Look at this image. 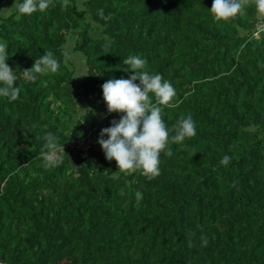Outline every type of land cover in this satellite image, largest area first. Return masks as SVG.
<instances>
[{"label":"trees","instance_id":"trees-1","mask_svg":"<svg viewBox=\"0 0 264 264\" xmlns=\"http://www.w3.org/2000/svg\"><path fill=\"white\" fill-rule=\"evenodd\" d=\"M54 3L31 16L14 6L0 14L21 90L13 102L0 97V264H264V17L250 7L217 24L213 0ZM45 52L58 72L27 80L23 71ZM71 54L84 65L79 77ZM130 55L174 86L175 106L162 113L169 130L181 116L196 122L195 137L160 155L151 181L117 172L94 132L97 113L104 128L123 115L107 112L102 84L133 74L122 63ZM84 100L95 102L91 120L79 116ZM49 132L65 153L45 168Z\"/></svg>","mask_w":264,"mask_h":264},{"label":"clouds","instance_id":"clouds-1","mask_svg":"<svg viewBox=\"0 0 264 264\" xmlns=\"http://www.w3.org/2000/svg\"><path fill=\"white\" fill-rule=\"evenodd\" d=\"M69 0H62V6H67ZM16 7L20 16H31L36 12H44L54 7V0H22ZM253 7L258 16L264 17V0H213L210 13L215 23L230 22L244 14L247 8ZM97 15L104 21L112 19L111 14L105 15L104 10H98ZM108 45L105 44V48ZM68 56L67 51L62 53ZM9 58L6 43H0V97L13 102L19 98L20 88L14 86L18 79L16 72L9 67ZM122 63L126 65L125 72L133 73L128 79H108L102 84L103 100L107 112L122 113L117 120L111 121V126L103 128L98 143L108 161L115 160L119 173L131 176L139 172L148 181L160 175V155H173L170 144H182L197 134L196 122L191 116H181L169 130L162 113L165 108L174 107L176 90L170 81L165 80L159 73H150L147 70V60L139 55L128 56ZM60 68V61L52 52L35 59L31 69L23 71L24 77L35 82L40 75L56 73ZM139 81V84L136 83ZM154 97V100H153ZM90 111L92 109L89 108ZM170 131L174 134L170 135ZM107 137L105 139L104 137ZM43 139L42 157L45 168L57 167L62 163L61 152L65 153L64 145H60L58 137L47 133ZM231 157L224 155L220 165L227 167ZM107 170H105L106 172ZM108 172V171H107ZM121 195H124L121 190ZM136 193V198H141ZM201 246L208 245L207 236L201 235ZM191 234L189 247H192Z\"/></svg>","mask_w":264,"mask_h":264},{"label":"rangeland","instance_id":"rangeland-1","mask_svg":"<svg viewBox=\"0 0 264 264\" xmlns=\"http://www.w3.org/2000/svg\"><path fill=\"white\" fill-rule=\"evenodd\" d=\"M13 5H8L7 4V5H4V6H1L0 7V14L8 15L10 13L11 8L13 7ZM12 10H13V8H12ZM90 33L92 35H97V34H99V31H97L96 29L93 28L90 31ZM74 43H75V39L73 37H70L69 38V44L67 45V48L72 49L73 46H74ZM69 59L71 60V62H73L72 64H73L74 68L76 70H78L76 77H79L80 75H82L83 66H84L82 61H79L78 57L76 55H74V54H71ZM80 100H82V99H80ZM93 104H95V102L90 104L87 100L82 101L81 109L79 111V116L84 115L87 120H89V119L91 120L92 116L89 115L88 112H89V108L91 109L93 107ZM97 116L100 118V120L96 124L97 125V130L95 128L94 132L96 133V135H97V137L99 139L100 130H102L105 125H104V121H103V115L100 114V113H97Z\"/></svg>","mask_w":264,"mask_h":264},{"label":"built area","instance_id":"built-area-1","mask_svg":"<svg viewBox=\"0 0 264 264\" xmlns=\"http://www.w3.org/2000/svg\"><path fill=\"white\" fill-rule=\"evenodd\" d=\"M261 31H264V24L263 23L258 26V32H261ZM88 148H89V141H87V142L85 141V142L81 143V145H80L81 150L86 151Z\"/></svg>","mask_w":264,"mask_h":264},{"label":"bare ground","instance_id":"bare-ground-1","mask_svg":"<svg viewBox=\"0 0 264 264\" xmlns=\"http://www.w3.org/2000/svg\"><path fill=\"white\" fill-rule=\"evenodd\" d=\"M259 25H260V24H259ZM259 25H258V26H259ZM257 29H258V28H257ZM85 141H86V142L89 141V148H88L86 151H83V150L80 149V145H81V144H80L79 147H78L79 150H80L81 152H84V153H86V152L90 149V137H89L88 139H86ZM85 141H83V142H85ZM83 142H82V143H83Z\"/></svg>","mask_w":264,"mask_h":264}]
</instances>
